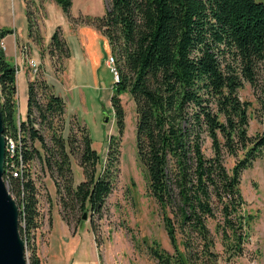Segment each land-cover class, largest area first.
Returning <instances> with one entry per match:
<instances>
[{
  "label": "trees",
  "instance_id": "16d2710c",
  "mask_svg": "<svg viewBox=\"0 0 264 264\" xmlns=\"http://www.w3.org/2000/svg\"><path fill=\"white\" fill-rule=\"evenodd\" d=\"M52 1L73 27L80 22L93 25L108 40L119 75L110 99L118 136L125 127L120 95L128 93L134 103L137 158L173 248L169 252L153 241L148 245L152 258L157 264H218L211 219L216 220L225 260L242 256L252 217L242 212L240 176L264 152V126L254 137L248 134L247 107L238 90L245 81L257 87L264 116V2L107 0L102 16L75 19L72 0ZM26 17L29 39L40 46L41 55L48 54L60 75L70 56L61 27L44 46L29 0ZM9 32L1 28L0 40ZM16 72L0 47L3 135L15 141L13 160L22 166L13 176L5 154L3 180L18 206L20 236L32 238L29 264H43L34 244L42 196L35 161L53 180L62 219L76 228L89 213L94 232L118 176L120 146L114 136L109 138L98 171L100 156L86 126L74 115L64 135L65 102L40 67L28 82L26 118L17 119ZM207 141L210 155L205 153ZM225 156L235 157L231 168ZM72 157L83 174L76 185Z\"/></svg>",
  "mask_w": 264,
  "mask_h": 264
},
{
  "label": "rangeland",
  "instance_id": "374dc122",
  "mask_svg": "<svg viewBox=\"0 0 264 264\" xmlns=\"http://www.w3.org/2000/svg\"><path fill=\"white\" fill-rule=\"evenodd\" d=\"M31 1L29 0L30 9L39 22H42L46 14V0H37L38 4H33ZM256 1L264 2V0ZM52 2L60 11V14L56 15L58 17L57 22H59L64 15L63 11L54 1ZM73 3L71 9L73 17L75 19L85 17L86 15L81 13L77 15L78 11L83 10L85 7L83 0H73ZM79 24L86 23L80 22L74 27ZM104 61L106 63V59ZM106 66L98 70V79L96 81L91 74H86L83 77L82 84L68 87L65 82L62 84L61 81L56 80L54 73L47 66H42L41 64L44 75L47 73V76H50L49 78L54 83L56 94L60 95L65 102L67 117H65L66 126L64 135L67 134L70 117L74 115L80 123L86 126L92 139V147L100 156L97 165L98 171L101 170L105 162L109 138L114 136L120 146L119 172L114 187L106 198L104 216L100 221L96 222V231L93 232L90 226L94 239L88 240L90 246L83 254V261L79 260L80 250L78 249L77 260L74 264H89L90 262L95 264L94 251L97 252V264H157L156 260L149 253L148 245L156 241L160 245V248L169 252H173V248L164 230L161 209L159 204L149 194L147 174L137 158L134 103L128 93L120 95L125 113V127L123 134L118 136L114 110L110 101L113 93V77L109 67L106 68ZM258 77L261 78V75ZM16 87L17 119L21 121L26 118L24 111L26 102L24 91L22 93L20 89V79ZM238 95L247 107V132L250 136L254 137L262 131L264 126V116H262L258 100L259 90L245 81L243 86L238 90ZM104 117H108L107 122L103 121ZM35 143L38 145L37 142ZM205 147L206 155H210L209 141L205 143ZM234 159L235 157L225 156L224 162L227 168L232 167ZM71 167H73V184L76 185L83 179V174L81 168L78 166L77 159L74 157L71 158ZM35 169L37 170L42 194V196L40 195L38 205L46 214L45 220L47 219L48 222V216H52L54 202L59 206L56 189L55 185L52 186L53 180L41 168L37 160L35 161ZM5 186L8 189L6 183ZM53 187L55 189V196ZM239 189L244 200L242 212L252 217L247 230L249 237L247 243L244 245V253L230 262L225 260L220 234L215 233L216 220L211 219L208 226L217 242L213 250L219 254L218 264H264V152L260 158L253 161L251 167L242 171ZM48 199L49 201H47ZM86 214V220H89L90 214ZM80 222H82L80 232L82 233L83 242H79L78 246L84 247L88 245L84 236L85 228L83 227V223L85 220H81ZM89 225L90 222L87 226L89 227ZM36 232L34 234L35 245ZM20 237L24 243L25 261L26 264H29L28 257L30 250L28 246L32 243V238L26 239V237ZM94 242L96 243L97 250H95L93 245Z\"/></svg>",
  "mask_w": 264,
  "mask_h": 264
},
{
  "label": "crops",
  "instance_id": "0c3cea01",
  "mask_svg": "<svg viewBox=\"0 0 264 264\" xmlns=\"http://www.w3.org/2000/svg\"><path fill=\"white\" fill-rule=\"evenodd\" d=\"M83 3L85 7L83 10L78 11L77 15L81 13L89 16H102L105 13L106 0H83ZM73 4L72 0V6L70 8V14L72 16H74L71 12ZM45 10L46 14L42 22H40L43 45L47 46L51 34L60 25L70 48V56L64 61V70L60 75L55 74L52 61L48 54L44 53L41 55L40 46H37L28 37L26 0H0V29L10 30L2 38L5 45L4 53L6 59L13 62L17 68L16 86L20 79V89L25 94V113L27 108V86L29 80L34 77L27 64L28 59H34L41 70V64L42 66H47L54 73L56 80L61 81L62 84L65 82L68 87H73V85L78 86L82 84L83 77L86 74H91L96 81L98 79V70L107 65L104 60L111 54L107 38L96 27L90 24H79L73 27L64 13L65 16L63 15L61 20L57 22L58 17L56 15L60 14V11L52 0L45 1ZM39 57L41 58L39 59ZM49 77L47 73L44 75V78L52 86L53 92L56 93L54 83H52ZM65 117H67L66 113ZM54 192L55 189L53 187ZM39 209L42 217L41 225L36 230V246L37 253L43 264H74L77 260L76 255L78 249L80 250L79 260L83 261V254L90 246L88 240L94 239L90 225L89 227L87 226L89 220H85L83 223V227L85 228L84 236L86 237V244L88 245L79 247V242H83L82 233L80 232L82 222L76 228L68 225L60 215L59 206L54 202L51 224L49 225L47 219L45 220L46 214L43 212V209L40 207ZM93 245L95 250H97L95 242ZM91 247L93 248V246ZM94 254L95 264H97V252L94 251ZM89 264L94 263L90 262Z\"/></svg>",
  "mask_w": 264,
  "mask_h": 264
},
{
  "label": "water",
  "instance_id": "95a60500",
  "mask_svg": "<svg viewBox=\"0 0 264 264\" xmlns=\"http://www.w3.org/2000/svg\"><path fill=\"white\" fill-rule=\"evenodd\" d=\"M104 122L108 117L103 118ZM5 156V139L0 113V264H26L24 243L18 228V206L11 197L3 180V163ZM87 214L82 215V220Z\"/></svg>",
  "mask_w": 264,
  "mask_h": 264
},
{
  "label": "built area",
  "instance_id": "2783aa9c",
  "mask_svg": "<svg viewBox=\"0 0 264 264\" xmlns=\"http://www.w3.org/2000/svg\"><path fill=\"white\" fill-rule=\"evenodd\" d=\"M0 47L5 50V45H4V42L3 40L1 39L0 40ZM106 63L109 67V70L112 74V77H113V83L115 81H117L119 79V75H118V70H117V67H116V64H115V58L113 55H109L107 58H106ZM29 68H30V71L33 75H35L38 70H39V66H38V63L34 60V59H28V62H27ZM5 139V154H6V157H8V159H11L10 160H7V163L10 161V167H11V172L13 174V176H18L20 174V171H21V164L20 162L18 164L15 163V161L13 160L15 154H16V151H17V148H16V143L15 141L12 139V138H4ZM19 159H20V156H19Z\"/></svg>",
  "mask_w": 264,
  "mask_h": 264
}]
</instances>
